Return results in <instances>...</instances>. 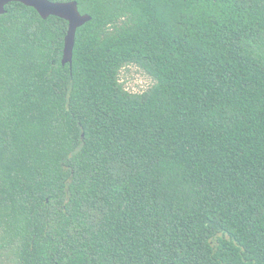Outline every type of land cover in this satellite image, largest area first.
<instances>
[{
	"label": "trees",
	"instance_id": "obj_1",
	"mask_svg": "<svg viewBox=\"0 0 264 264\" xmlns=\"http://www.w3.org/2000/svg\"><path fill=\"white\" fill-rule=\"evenodd\" d=\"M50 1L71 67L0 15V264H264V0Z\"/></svg>",
	"mask_w": 264,
	"mask_h": 264
},
{
	"label": "water",
	"instance_id": "obj_2",
	"mask_svg": "<svg viewBox=\"0 0 264 264\" xmlns=\"http://www.w3.org/2000/svg\"><path fill=\"white\" fill-rule=\"evenodd\" d=\"M10 3H20L25 7L34 9L43 20L53 16L67 22L61 65L68 64L71 67L76 31L88 23L91 17L87 14H81L75 1L52 2L50 0H0V15L6 13L5 7Z\"/></svg>",
	"mask_w": 264,
	"mask_h": 264
},
{
	"label": "rangeland",
	"instance_id": "obj_3",
	"mask_svg": "<svg viewBox=\"0 0 264 264\" xmlns=\"http://www.w3.org/2000/svg\"><path fill=\"white\" fill-rule=\"evenodd\" d=\"M119 81L126 91L136 94L148 90L153 85L151 78L133 65L126 66L120 71Z\"/></svg>",
	"mask_w": 264,
	"mask_h": 264
}]
</instances>
